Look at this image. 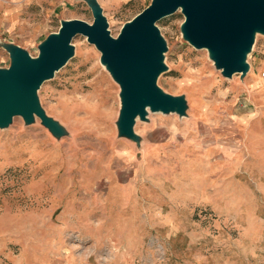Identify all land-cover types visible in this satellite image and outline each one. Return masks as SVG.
<instances>
[{
  "label": "rangeland",
  "instance_id": "374dc122",
  "mask_svg": "<svg viewBox=\"0 0 264 264\" xmlns=\"http://www.w3.org/2000/svg\"><path fill=\"white\" fill-rule=\"evenodd\" d=\"M98 2L116 36L150 0ZM5 14L0 67L2 42L35 56L63 17L93 20L83 0H0ZM183 20L178 9L156 23L157 83L185 96L186 115L137 119L139 144L118 136L119 86L81 35L38 90L65 136L20 116L0 129V264H264V35L245 76L226 78L183 39Z\"/></svg>",
  "mask_w": 264,
  "mask_h": 264
},
{
  "label": "water",
  "instance_id": "95a60500",
  "mask_svg": "<svg viewBox=\"0 0 264 264\" xmlns=\"http://www.w3.org/2000/svg\"><path fill=\"white\" fill-rule=\"evenodd\" d=\"M83 1L92 22L61 19L58 29L39 42L37 55L12 42L1 43L9 65L0 67V129L20 116L25 125L38 118L52 136H65V128L41 107L38 90L74 56L77 35L100 52V63L119 86L118 136L137 144L140 138L133 128L137 119L147 121L149 112L184 116L188 108L184 95L166 92L157 83L167 70V45L157 21L180 9L183 39L196 49H206L215 69L226 78L245 76L255 37L264 35V0H150L116 36L110 33L98 0Z\"/></svg>",
  "mask_w": 264,
  "mask_h": 264
},
{
  "label": "crops",
  "instance_id": "0c3cea01",
  "mask_svg": "<svg viewBox=\"0 0 264 264\" xmlns=\"http://www.w3.org/2000/svg\"><path fill=\"white\" fill-rule=\"evenodd\" d=\"M57 2H61V3H63L64 5H66V4H68V3H70V2H72V0H56ZM8 13V12H7ZM8 18V19H7ZM70 18H72V17H63L62 19H70ZM10 18H9V15L8 14H5L4 15V17H2L1 18V22H0V24L2 25V26H5L6 24H8L7 23V21L9 20Z\"/></svg>",
  "mask_w": 264,
  "mask_h": 264
},
{
  "label": "bare ground",
  "instance_id": "6f19581e",
  "mask_svg": "<svg viewBox=\"0 0 264 264\" xmlns=\"http://www.w3.org/2000/svg\"><path fill=\"white\" fill-rule=\"evenodd\" d=\"M150 113V112H149Z\"/></svg>",
  "mask_w": 264,
  "mask_h": 264
}]
</instances>
